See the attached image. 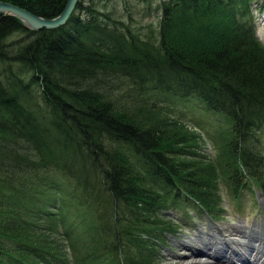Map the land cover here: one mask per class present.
<instances>
[{"label":"trees","instance_id":"1","mask_svg":"<svg viewBox=\"0 0 264 264\" xmlns=\"http://www.w3.org/2000/svg\"><path fill=\"white\" fill-rule=\"evenodd\" d=\"M0 1L53 19L68 0ZM147 1L157 27L129 0H81L55 31L0 14V264H159L168 205L218 216L214 171L235 199L264 192V0ZM165 97L225 122L217 159H194Z\"/></svg>","mask_w":264,"mask_h":264},{"label":"rangeland","instance_id":"2","mask_svg":"<svg viewBox=\"0 0 264 264\" xmlns=\"http://www.w3.org/2000/svg\"><path fill=\"white\" fill-rule=\"evenodd\" d=\"M84 1L87 2L89 0ZM116 1L122 7L123 0ZM129 1H132V3L135 2L136 29H139V27L142 29L148 25L157 27L161 20L160 12L146 14L144 10L148 7L147 0H140L141 3L140 1L137 2V0ZM162 1L163 0H156L155 4L158 5V3H161ZM252 4L251 15L253 19L252 28L254 30V35H258L260 41L264 44V8H259L260 4L256 7V2H253ZM131 9L133 10L132 7ZM164 99L166 100L165 104L159 103L162 108V111H159V116L163 115L170 120L179 122V125L183 124L185 127L184 131L188 132L189 135H192V137L195 138V144L197 146L192 150L195 153L194 159L202 161L204 158L211 161H214L215 158L217 159L220 149L217 142V140L220 139L218 129L221 128L220 131L222 135H225V122L221 118L207 115L202 109L197 108L193 102L174 100L169 99L168 97H165ZM261 138V149L264 152V133H262ZM225 175L226 174L220 173V170L218 169L214 171L212 175L216 187L215 191H217L215 200L219 208V214L215 219L201 211L192 201L185 204L182 203L183 201H178L176 205H168V208H166L167 212H160L161 215L165 216L162 218H164V222L167 223L166 225L168 226L169 233L166 232L164 236H162L160 240L163 242L162 246L160 245L159 247L158 245L156 248H160L157 250V260L159 261V264H226L214 262L213 260L216 259L213 258L217 257L213 254L215 253L214 249L207 251L198 243H201L202 240H204L201 244H208L206 237L208 234L215 236L213 232L218 234V236L224 234L232 238L240 235V239L238 240L240 241L241 237H243V232H245V229L244 231H240L242 228L253 227V225L258 227L260 223H262L261 216L263 215V212L257 203V198H262L261 194H259L260 192H254L253 195V188L249 189L245 187L241 191L238 199H235L232 196ZM71 214L72 215L68 216V228L71 229V235H76L88 229L91 218L88 213L76 210V212L74 211ZM235 231L237 235H235ZM255 231L260 232V230ZM235 240L237 241V239ZM197 248H200L203 253L192 252V250ZM227 251L228 250L223 253H227ZM206 252L211 255L212 259L197 256L200 254L207 255ZM235 260L239 261L238 259ZM254 263L256 262L254 261Z\"/></svg>","mask_w":264,"mask_h":264},{"label":"water","instance_id":"3","mask_svg":"<svg viewBox=\"0 0 264 264\" xmlns=\"http://www.w3.org/2000/svg\"><path fill=\"white\" fill-rule=\"evenodd\" d=\"M78 0H68L62 13L53 19H45L40 16L0 1V14L17 18L24 27L33 31H55L64 27L72 15Z\"/></svg>","mask_w":264,"mask_h":264},{"label":"bare ground","instance_id":"4","mask_svg":"<svg viewBox=\"0 0 264 264\" xmlns=\"http://www.w3.org/2000/svg\"><path fill=\"white\" fill-rule=\"evenodd\" d=\"M81 2V0H78L77 1V4H76V6H75V9H74V11L76 10V8H77V6H78V4ZM10 4V3H9ZM12 5V4H11ZM15 6V5H14ZM17 7V6H16ZM22 9V8H21ZM27 11V10H26ZM74 11H73V13H72V15L74 14ZM29 12V11H28ZM1 15H3V14H1ZM72 15L70 16V18L72 17ZM3 16H8V15H3ZM9 17H11V16H9ZM70 18H69V20H70ZM68 20V21H69ZM61 28H63V27H61ZM240 233V232H239ZM261 233V230H260V232L259 231H251V230H249V231H245V232H243V237H241V240L240 241H236L235 239H233V241H230L229 242V245H237V246H240V245H242V246H244V247H246V248H248V246H247V240H248V238L249 237H253V236H255V237H257V235L258 234H260ZM211 234H208V236L206 237V239L210 236ZM207 242H208V244L207 243H203V244H200V246H203L205 249H208V250H211V249H216L218 252H220V255L218 254V256L217 257H214L213 259H216V260H221V255H223V260H225V257L227 258L225 261H227V262H229V263H232V261H230V260H232L231 259V257L233 256V252L231 253L230 252V257H229V255H227V253H223L222 251L224 250V245H222L221 243H219V240H218V238H216V237H214V236H211V237H209L208 239H207ZM210 244V245H209ZM226 249L225 250H229L227 247H225ZM192 249V248H191ZM192 252L193 253H203L202 252V250L200 249V248H197V249H195V250H192ZM228 252V254H229V251H227ZM204 254H205V252H204ZM213 255V254H212ZM216 255V254H215ZM234 259H236V257H234ZM253 259L255 260V257H253ZM246 260H247V262L249 261V258L247 259L246 258ZM253 260V261H254ZM236 262H238V264H243L244 262H241V261H236ZM245 264H252V261H251V259H250V263H245Z\"/></svg>","mask_w":264,"mask_h":264}]
</instances>
